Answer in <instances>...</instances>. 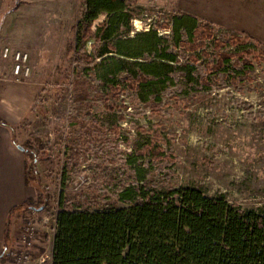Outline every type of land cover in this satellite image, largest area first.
Listing matches in <instances>:
<instances>
[{
	"label": "trees",
	"instance_id": "1",
	"mask_svg": "<svg viewBox=\"0 0 264 264\" xmlns=\"http://www.w3.org/2000/svg\"><path fill=\"white\" fill-rule=\"evenodd\" d=\"M140 9L127 0L81 4L74 41L77 44L83 37L86 46L92 39L89 55L96 61L83 71L97 80L96 92L129 81L138 100H158L170 86L199 91L220 79L237 87L238 81L255 72L249 56L255 49L250 35L187 14L163 24L169 28L167 34L153 27L135 30L132 20ZM100 16L104 19L92 28ZM258 52L264 59V50ZM158 135L155 131L153 138L146 139L143 149L144 138L137 140L135 149L164 165L172 153L165 156ZM42 145L38 133L21 144L27 155L25 179L36 194L11 208L7 226L17 211L31 214L53 207L51 264H264V203L244 206L191 185L158 188L142 182L145 168L136 169L138 178L133 182L107 186L110 193L86 184L71 190L78 174V150L71 142L52 204L36 166ZM9 233L8 229L6 237ZM0 256L7 260L10 252Z\"/></svg>",
	"mask_w": 264,
	"mask_h": 264
},
{
	"label": "rangeland",
	"instance_id": "2",
	"mask_svg": "<svg viewBox=\"0 0 264 264\" xmlns=\"http://www.w3.org/2000/svg\"><path fill=\"white\" fill-rule=\"evenodd\" d=\"M154 11L141 8L135 16L147 14L143 15L142 27L135 29L133 25L134 29L145 30L144 26L150 25L148 28L169 33L163 25L168 19L162 11ZM76 21L70 38L65 39V54L51 56L48 52L37 57L38 69L29 80L36 86L35 98L16 135L18 145L32 134L41 135L43 150L36 166L52 204L60 189V170L71 142L78 150V174L71 190L86 184L110 193L107 186L133 182L138 178L136 169L145 168L142 182L158 188L191 185L209 196L223 195L244 206L264 203V59L258 52L264 50L263 40L249 39L255 47L249 55L255 72L238 81L237 87L220 79L212 82L210 89L199 91L183 92L174 85L163 90L158 100L141 101L127 85L129 81L105 85L96 92L97 80L83 71L84 66L96 61L89 55L92 39L86 46L83 37L75 44ZM138 129L143 131L139 133ZM155 131L165 156L168 151L172 153L164 165L135 149L137 140L144 138L143 149L142 144L153 138ZM130 157H136L133 164ZM54 210L50 207L34 215L37 226L41 225L39 215L45 217L49 235ZM17 213L18 226L23 228L29 213ZM18 248L20 245L15 250ZM3 253L5 248H0ZM39 255L46 264L45 248ZM7 260L0 256V264H11Z\"/></svg>",
	"mask_w": 264,
	"mask_h": 264
},
{
	"label": "crops",
	"instance_id": "3",
	"mask_svg": "<svg viewBox=\"0 0 264 264\" xmlns=\"http://www.w3.org/2000/svg\"><path fill=\"white\" fill-rule=\"evenodd\" d=\"M127 1L133 7L153 11L158 9L169 22L175 16L187 14L199 22L212 23L264 41V0ZM83 2L84 0H0V49L7 45L12 49L27 51L34 76L38 69V56L48 52L51 56L65 54V39L70 38L75 28L77 6ZM103 19L104 16H100L94 20L92 28ZM55 70H58L57 66ZM35 94L36 86L32 80L18 85L0 79V119L5 122L0 121V248H5L6 253L10 252L7 261L11 264L10 257L16 247L23 245L24 226H18L17 212L11 218V226H7L9 212L13 206L36 194L34 186L25 179L26 153L16 143L18 126L23 123ZM32 214L35 215L36 212ZM39 217L41 225H38L32 241V258L34 260L45 248L46 264H51L54 222L49 235V230L45 227L48 226L47 220L44 216ZM8 229L10 233L6 237ZM33 260L31 264H35ZM42 263L44 262L39 264Z\"/></svg>",
	"mask_w": 264,
	"mask_h": 264
},
{
	"label": "built area",
	"instance_id": "4",
	"mask_svg": "<svg viewBox=\"0 0 264 264\" xmlns=\"http://www.w3.org/2000/svg\"><path fill=\"white\" fill-rule=\"evenodd\" d=\"M154 12L158 13L157 11ZM139 14L133 19L135 29L142 27V22L145 20L143 15L147 13L140 12ZM150 18L151 16L147 20ZM149 26H144V29H147ZM157 30L159 33H163L159 28ZM31 76L32 67L28 52L21 49H12L7 45L2 46L0 49V79H5L12 83L24 84L30 80ZM37 230V223L34 220V215L31 213L25 218L24 233L22 236L23 245L12 254V264H31L33 260L31 246ZM43 260L44 258L38 255L33 261L35 264H39Z\"/></svg>",
	"mask_w": 264,
	"mask_h": 264
},
{
	"label": "water",
	"instance_id": "5",
	"mask_svg": "<svg viewBox=\"0 0 264 264\" xmlns=\"http://www.w3.org/2000/svg\"><path fill=\"white\" fill-rule=\"evenodd\" d=\"M19 147H21V148H22V146H21V145H19Z\"/></svg>",
	"mask_w": 264,
	"mask_h": 264
}]
</instances>
